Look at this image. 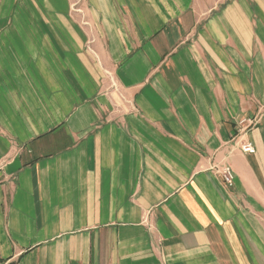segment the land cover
<instances>
[{"label":"crops","instance_id":"obj_1","mask_svg":"<svg viewBox=\"0 0 264 264\" xmlns=\"http://www.w3.org/2000/svg\"><path fill=\"white\" fill-rule=\"evenodd\" d=\"M0 264H264V0H0Z\"/></svg>","mask_w":264,"mask_h":264},{"label":"built area","instance_id":"obj_2","mask_svg":"<svg viewBox=\"0 0 264 264\" xmlns=\"http://www.w3.org/2000/svg\"><path fill=\"white\" fill-rule=\"evenodd\" d=\"M248 122L243 121L241 122V125H246ZM249 125H254L253 121H249ZM242 150L246 154H254L255 149L251 144H246L242 147ZM220 175L222 176L223 182L226 186L232 187L235 182V174L230 166L224 167L220 172Z\"/></svg>","mask_w":264,"mask_h":264}]
</instances>
